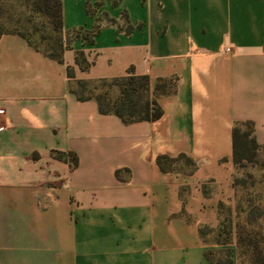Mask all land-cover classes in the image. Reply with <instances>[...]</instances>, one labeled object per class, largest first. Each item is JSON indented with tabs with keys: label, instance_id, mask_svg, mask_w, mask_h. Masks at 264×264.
<instances>
[{
	"label": "crops",
	"instance_id": "1",
	"mask_svg": "<svg viewBox=\"0 0 264 264\" xmlns=\"http://www.w3.org/2000/svg\"><path fill=\"white\" fill-rule=\"evenodd\" d=\"M61 3L58 57L0 36V264H214L200 229L235 214V123L264 144V0ZM96 24L92 43L74 36ZM68 66L177 89L157 97L159 118L124 123L70 91ZM181 153L193 162L158 165Z\"/></svg>",
	"mask_w": 264,
	"mask_h": 264
},
{
	"label": "trees",
	"instance_id": "2",
	"mask_svg": "<svg viewBox=\"0 0 264 264\" xmlns=\"http://www.w3.org/2000/svg\"><path fill=\"white\" fill-rule=\"evenodd\" d=\"M32 4L34 10L43 12L50 17L55 29H60L62 31L61 0H33ZM111 20L115 21L114 19ZM99 30L100 25L96 24L91 30H85L83 32L80 29L75 30L74 36L79 37L81 35L87 42L92 43L94 36ZM5 32L19 33L24 36L30 44L39 47L22 31H0V36ZM46 52L53 57L59 56V53ZM75 62L81 69H86L92 64V61L88 59L83 51H78L76 53ZM67 73L70 78V91L79 100H96L98 109L101 113L115 114L120 117L124 123L140 120H155L159 118L163 113V109L157 97L172 94L177 89V77H160L152 93L150 90L149 76L147 74H135L132 69L123 76L98 79L75 78L71 66L67 67ZM244 124L247 125V130L242 129V125ZM233 138V158L236 168H238L244 159L252 161L254 156L260 150L264 149V144L259 143L256 139L254 134V123L252 121L236 122L233 129ZM52 155L55 158L68 162L71 168H75L78 165V155L73 150L53 149ZM179 159L184 160L187 164L193 162L192 159L184 153L176 157L165 154L159 155L157 157V162L160 168L166 171L172 169L174 167V162ZM116 174L119 175V170L116 171ZM240 184L241 182L235 173L234 186L236 191ZM245 200L247 201V205H244L242 198L236 199L234 216H225L221 219L217 227L219 231H223L225 226L234 230L237 252L240 255L246 256L249 260V264H264V206L252 197ZM243 214L244 218L242 217ZM208 229L214 228L204 226L200 229V232L204 234ZM206 254L208 259L214 264H219L214 261L209 250Z\"/></svg>",
	"mask_w": 264,
	"mask_h": 264
},
{
	"label": "rangeland",
	"instance_id": "3",
	"mask_svg": "<svg viewBox=\"0 0 264 264\" xmlns=\"http://www.w3.org/2000/svg\"><path fill=\"white\" fill-rule=\"evenodd\" d=\"M32 2L0 0V31H22L40 48L60 53L64 42L62 31L54 28L49 16L34 10ZM242 129L247 130V125H242ZM236 176L241 182L237 187L236 199L242 198L244 205H247L245 199L252 197L264 206V149L252 161L244 159L236 168ZM204 237L214 261L219 264H249L248 258L237 252L232 228L225 226L223 231H219L218 227H214L206 230Z\"/></svg>",
	"mask_w": 264,
	"mask_h": 264
}]
</instances>
